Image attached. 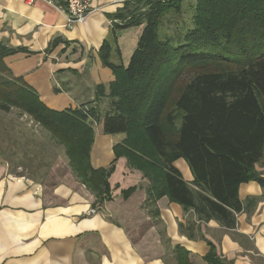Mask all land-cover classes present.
Here are the masks:
<instances>
[{"label":"trees","instance_id":"16d2710c","mask_svg":"<svg viewBox=\"0 0 264 264\" xmlns=\"http://www.w3.org/2000/svg\"><path fill=\"white\" fill-rule=\"evenodd\" d=\"M186 1L124 0L110 16L114 32L143 29L125 68L108 62L107 41L100 49L102 64L114 76L102 130L124 135L107 166L90 163L92 125L98 121L92 104L49 109L4 64L19 50L2 45L0 111L15 109L47 132L62 148L72 176L100 204L109 200L108 179L124 158L147 181L146 203L154 218L156 202L165 197L199 221L232 228L244 209L238 186L254 181L264 189V178L254 171L256 164L264 166V0H193L190 25L161 39L163 18L179 16ZM178 159L188 164L196 189L173 167ZM134 190L121 191V197ZM179 231L192 238L182 225ZM207 245L203 262L227 264ZM171 253L176 264H191L184 248L176 245Z\"/></svg>","mask_w":264,"mask_h":264},{"label":"crops","instance_id":"0c3cea01","mask_svg":"<svg viewBox=\"0 0 264 264\" xmlns=\"http://www.w3.org/2000/svg\"><path fill=\"white\" fill-rule=\"evenodd\" d=\"M123 1L92 0L93 11L68 29L65 16L48 4L0 0V45L19 50L4 59L13 77L51 110L82 104L96 110L93 168L107 166L114 159L113 146L124 140V135L102 130L114 76L100 57L107 41L108 62L125 68L136 48L143 27L112 30L110 16ZM173 167L196 189L183 159ZM254 171L264 178V166L256 164ZM108 183L110 198L100 204L71 173L53 184L40 183L0 162V264H176L171 253L176 245L189 252L191 264H206L202 257L208 243L227 264H264V189L258 183L238 186L244 209L235 214L232 228L199 221L193 211L165 197L156 202L154 218L146 203L148 183L124 158L115 162ZM134 187L127 199L121 197V191ZM179 225L192 238L181 234Z\"/></svg>","mask_w":264,"mask_h":264},{"label":"rangeland","instance_id":"374dc122","mask_svg":"<svg viewBox=\"0 0 264 264\" xmlns=\"http://www.w3.org/2000/svg\"><path fill=\"white\" fill-rule=\"evenodd\" d=\"M192 5L193 0H188L179 16L169 14L163 18L158 31L161 39L175 37L190 25ZM0 162L14 174L40 183L53 184L71 173L62 148L40 126L15 109L0 111Z\"/></svg>","mask_w":264,"mask_h":264},{"label":"built area","instance_id":"2783aa9c","mask_svg":"<svg viewBox=\"0 0 264 264\" xmlns=\"http://www.w3.org/2000/svg\"><path fill=\"white\" fill-rule=\"evenodd\" d=\"M43 2L54 7L65 16L66 28L72 29L76 24L82 23L93 11L92 0H25L26 4L32 5L35 2ZM89 214H95V210H90Z\"/></svg>","mask_w":264,"mask_h":264}]
</instances>
